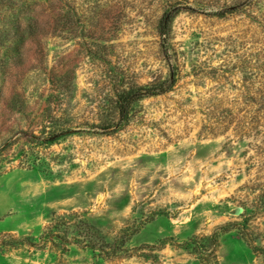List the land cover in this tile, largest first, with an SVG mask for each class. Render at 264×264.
<instances>
[{
	"label": "rangeland",
	"instance_id": "obj_1",
	"mask_svg": "<svg viewBox=\"0 0 264 264\" xmlns=\"http://www.w3.org/2000/svg\"><path fill=\"white\" fill-rule=\"evenodd\" d=\"M247 1L0 0V264H264V0L215 16ZM176 7L178 82L121 127Z\"/></svg>",
	"mask_w": 264,
	"mask_h": 264
},
{
	"label": "trees",
	"instance_id": "obj_2",
	"mask_svg": "<svg viewBox=\"0 0 264 264\" xmlns=\"http://www.w3.org/2000/svg\"><path fill=\"white\" fill-rule=\"evenodd\" d=\"M251 3H252V0H248L247 2H244L239 6L229 7L224 10H220L215 13V16L227 17L229 15L237 14L243 8L248 7ZM186 9L192 10L191 8H182V7H176V8L167 10L162 16L159 22V25H158V31H159V35L161 38L162 52H163L164 58L170 64L169 79L158 85L141 87V88L133 89V90L126 91L120 94L117 104H118L119 115H120L119 125H121V127L126 125L133 105H135L136 103L142 100L166 95L172 92L173 89L175 88L178 82L177 70L172 65V58L170 54L169 45H170V40H171L173 22L177 18V16L181 14L183 11H185ZM37 25H38L37 22H33L29 25V29L34 30ZM48 26H51V24L48 23Z\"/></svg>",
	"mask_w": 264,
	"mask_h": 264
}]
</instances>
